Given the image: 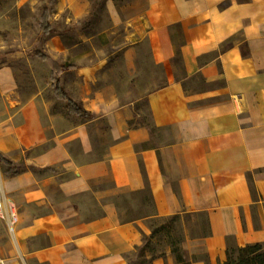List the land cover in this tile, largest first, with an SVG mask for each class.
Segmentation results:
<instances>
[{
  "label": "crops",
  "instance_id": "0c3cea01",
  "mask_svg": "<svg viewBox=\"0 0 264 264\" xmlns=\"http://www.w3.org/2000/svg\"><path fill=\"white\" fill-rule=\"evenodd\" d=\"M52 7V27L75 30L92 2ZM127 29L129 55L146 45L164 73L148 105L166 139L130 126L132 102L95 90L105 63H82L78 45L54 36L42 53L91 120L66 110L53 80L33 89L0 56V155L26 167L1 174L0 264H222L228 248L264 243V0H136ZM101 118L110 143L97 156L89 125ZM124 192H147L153 213L125 220ZM175 216L178 238L158 223Z\"/></svg>",
  "mask_w": 264,
  "mask_h": 264
},
{
  "label": "rangeland",
  "instance_id": "374dc122",
  "mask_svg": "<svg viewBox=\"0 0 264 264\" xmlns=\"http://www.w3.org/2000/svg\"><path fill=\"white\" fill-rule=\"evenodd\" d=\"M54 1L0 0V56L4 63L13 64L24 83L33 89L38 88L37 81L42 86H48L53 80L49 75L51 64L37 57L36 53H44L47 49L46 44L51 36L42 31V15L46 7L49 11L53 10ZM135 1L113 0L120 16L116 25L106 7L108 0H91L92 7L88 18L76 25L75 30H69L62 23H55V26L57 32L61 34L64 47L79 46V50L81 49L79 58L82 63L88 64L97 60L105 63V68L92 83L95 90L114 96L122 103L132 102L134 119L130 121V126L147 128L158 141L166 137L164 132L157 131L153 125L148 96L163 85L164 73L152 65L149 48L146 45L139 49L135 48L134 55H129V48L135 47L136 43L127 39V14ZM107 33H110L109 37ZM73 55L68 56L67 63L74 62ZM47 95L53 97L51 92ZM89 131L94 143L97 144L96 154L100 156L110 143L109 124L105 118H101L89 125ZM20 169L25 170L26 167L21 165ZM3 172H6V168L0 162V178ZM104 185L110 186L109 183ZM116 197L120 198L124 205L125 220L153 213L151 198L147 192L140 194L124 192ZM158 223L166 227V234L174 231L176 238L180 236L178 223L172 225L168 222ZM164 241L165 238H160L159 243ZM132 259L134 262L141 261L136 257Z\"/></svg>",
  "mask_w": 264,
  "mask_h": 264
},
{
  "label": "trees",
  "instance_id": "16d2710c",
  "mask_svg": "<svg viewBox=\"0 0 264 264\" xmlns=\"http://www.w3.org/2000/svg\"><path fill=\"white\" fill-rule=\"evenodd\" d=\"M42 31L44 34L49 35L51 37L54 36H61L60 33H58L53 27L50 22V11L48 8L44 9L43 15H42ZM71 30V29H70ZM36 56L44 61H50V58L46 55H44L41 52H37ZM55 69L57 71H64L74 68L72 65L64 64V65H58L55 64ZM54 81V91L57 97L61 98L62 100L66 101L67 107L66 110L82 119L85 120H91L94 118V115L84 109V107L75 102L68 92L65 90V88L61 85V82L57 75L53 76ZM0 161L9 168V174L10 175H18L20 174V169H17L16 166H14L13 163H11L9 160L4 158L2 155H0ZM51 170V169H48ZM179 220L178 216L170 218L167 222L171 225L176 223ZM164 227V226H163ZM166 228V227H164ZM156 231L153 232L152 236L155 235ZM179 244V240H175V243ZM176 244H174V251L177 253L179 252V246L176 247ZM147 248L151 247L150 241L146 244ZM143 251V250H142ZM222 264H264V243H256L252 245H247L245 247H230L227 251V261Z\"/></svg>",
  "mask_w": 264,
  "mask_h": 264
},
{
  "label": "built area",
  "instance_id": "2783aa9c",
  "mask_svg": "<svg viewBox=\"0 0 264 264\" xmlns=\"http://www.w3.org/2000/svg\"><path fill=\"white\" fill-rule=\"evenodd\" d=\"M4 202L3 200L0 198V217H4ZM9 214H10V230L11 232L14 231V228L16 226V224L18 223V216L14 210V208L11 206L10 209H9Z\"/></svg>",
  "mask_w": 264,
  "mask_h": 264
}]
</instances>
